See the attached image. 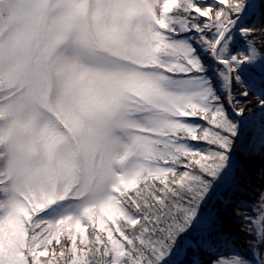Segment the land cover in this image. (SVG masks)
Masks as SVG:
<instances>
[{
  "label": "snow or ice",
  "instance_id": "1",
  "mask_svg": "<svg viewBox=\"0 0 264 264\" xmlns=\"http://www.w3.org/2000/svg\"><path fill=\"white\" fill-rule=\"evenodd\" d=\"M237 152L264 153V0H0V264H264Z\"/></svg>",
  "mask_w": 264,
  "mask_h": 264
},
{
  "label": "bare ground",
  "instance_id": "2",
  "mask_svg": "<svg viewBox=\"0 0 264 264\" xmlns=\"http://www.w3.org/2000/svg\"><path fill=\"white\" fill-rule=\"evenodd\" d=\"M238 157H239L240 163L243 165L244 173H246V175H244L242 179V186L248 187V182L250 181L251 188H249V191H251L252 188H255L254 183L259 182L256 180V178H260L259 176L261 173L260 171L261 168L259 169V166L261 167V164L259 165L260 161L258 162L254 155H246V156L241 155ZM262 168L264 169L263 165H262ZM245 195L246 194H244L243 197H241V195L238 193L235 197H233L234 198L233 200L235 201L238 198H244L245 200V197H244ZM233 204L236 206L235 203ZM235 206L227 207L226 214H220V216L224 222L225 230L233 235H236L237 237L241 239V235L239 231L240 225L235 220H233L231 217V216H235L232 214L233 209L236 208Z\"/></svg>",
  "mask_w": 264,
  "mask_h": 264
},
{
  "label": "rangeland",
  "instance_id": "3",
  "mask_svg": "<svg viewBox=\"0 0 264 264\" xmlns=\"http://www.w3.org/2000/svg\"><path fill=\"white\" fill-rule=\"evenodd\" d=\"M246 156L244 153H242V152H237V153H235V156L236 157H238V156ZM254 156H255V158L257 159V161L259 162L260 161V163H259V165L261 164V167L259 166V169L261 168V172H262V170H264L263 168H262V165H263V167H264V153H260V154H253ZM239 158V157H238ZM262 162V163H261ZM237 175L239 176L240 175V172L238 171L237 172ZM260 178H256V180L257 181H259V182H257V183H254V187L255 188H260V187H264V179H262L261 178V173H260ZM225 195H227V193H225ZM245 197V201H247L248 203H250V204H257L258 203V200H256V199H254L252 196H250V195H245L244 196ZM234 199V198H233ZM241 198H238L237 200H235V201H239ZM243 200H244V198H242ZM236 204V203H235ZM209 205L210 206H214V207H218V208H223L224 206L220 203V202H218L217 204H215V205H213L212 204V201H210L209 202ZM229 206H235L233 203L232 204H229L227 207H229ZM236 207V206H235ZM247 211V213H248V215H254V213H253V210H252V208H247V209H244V208H241V211ZM220 214H226V211H221V213ZM232 217V219L233 220H235L237 223H239V225H240V227H241V223H240V221H241V217H237V216H231ZM226 231V230H225ZM240 235H241V240H243V238H244V234L243 233H241L240 232ZM201 256L202 257H204L205 256V254L202 252L201 253Z\"/></svg>",
  "mask_w": 264,
  "mask_h": 264
},
{
  "label": "trees",
  "instance_id": "4",
  "mask_svg": "<svg viewBox=\"0 0 264 264\" xmlns=\"http://www.w3.org/2000/svg\"><path fill=\"white\" fill-rule=\"evenodd\" d=\"M258 39H259V38H258ZM210 201H211V200H210ZM210 201H209V202H210ZM218 202H219V201H216V203H215V204H217Z\"/></svg>",
  "mask_w": 264,
  "mask_h": 264
}]
</instances>
